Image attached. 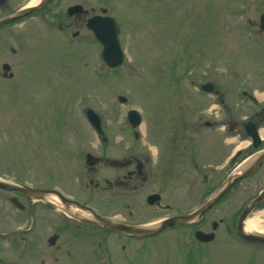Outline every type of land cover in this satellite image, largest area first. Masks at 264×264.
Segmentation results:
<instances>
[{"label":"rangeland","instance_id":"obj_1","mask_svg":"<svg viewBox=\"0 0 264 264\" xmlns=\"http://www.w3.org/2000/svg\"><path fill=\"white\" fill-rule=\"evenodd\" d=\"M32 2L36 0H8L0 16L4 10ZM75 2H82L88 15L104 9L119 23L125 54L119 68L108 69L103 64L100 46L84 27L74 40L59 31L57 20H63L62 13ZM47 9L55 13L50 18L44 15V28L27 20L24 25L0 29V74L3 63L12 74L0 78V179L57 189L66 197L87 202L100 215L136 225L194 210L206 195L203 178L195 170L173 183L178 188L169 211L147 208L144 200L135 198L129 208L132 214H128L129 210L110 204L111 192L102 182L109 168L102 166L90 177L83 155L120 152L126 143L120 126L114 123L125 122L131 108L141 115V124L134 130L145 137L146 146L153 138L173 135L202 142V124L222 116L218 99L200 90L207 81L235 104L246 100L241 91L263 99L264 33L258 30V23L264 0H53ZM119 96L126 98L125 103L118 101ZM86 109L100 117L106 141L87 122ZM245 137L243 133L241 139ZM150 149L154 154L153 144ZM197 162L201 167L206 160ZM89 178L99 180V186L88 185ZM160 184L162 179L139 194L146 196ZM185 185L189 197L182 196ZM35 204L32 221L37 239L25 253H19L21 247L17 246L12 254L8 242L0 243L2 260L44 264V205ZM51 206L48 217L61 218L60 203ZM227 206L217 204L199 227L210 231V222L223 217L231 222L229 213L236 208ZM16 209L0 201V232L29 227V215ZM251 217L259 218L260 228L256 229L264 232V209ZM217 232L216 240L199 247L193 245L188 228L167 230L148 240H126L112 234L105 239L107 252L103 245L93 243L95 238L82 245L72 241L58 264H106L109 259L110 264H264V247L239 241L234 224H221ZM103 238L102 234L101 244ZM96 251L104 253L99 257ZM50 258L47 264H51Z\"/></svg>","mask_w":264,"mask_h":264},{"label":"flooded vegetation","instance_id":"obj_2","mask_svg":"<svg viewBox=\"0 0 264 264\" xmlns=\"http://www.w3.org/2000/svg\"><path fill=\"white\" fill-rule=\"evenodd\" d=\"M6 1L5 4H7ZM52 1L53 0H49L42 9L0 27V29L7 26L15 27L17 24L24 25L27 20H32L44 28V15L47 18H50L49 14L55 13V10H46V7L49 6ZM75 4H80L82 6V11L69 15L66 12L67 7L65 13H62L64 16L63 20L62 18L57 20L59 31L66 33L65 36L71 35L72 40L79 36L82 27L86 29V22L94 15H88L89 11L84 9L82 2H75L70 6ZM16 10L17 9L8 11L4 10L5 13L0 17L11 14ZM73 43L75 42H67V44ZM82 43L86 44V41H83ZM0 78H10V75L2 71ZM216 91L217 93H214V96L212 97H219L217 102L219 104L218 108L222 112V116L219 117V120L202 124L205 133L202 142L198 141L195 143L196 141L193 142L192 139L178 138L173 135L174 137L153 138L151 140L155 142H149L146 146V143L142 142L145 137L142 138L136 134L126 121H116L114 124L120 126L126 144L122 146L120 152H110L108 155L106 153L100 154L95 157L96 159H91L90 164L85 165V170L90 177L96 174L102 166H104V168H109V174L102 180V182L104 181L107 185L104 189L107 192H111L110 197L112 200L110 204L120 205L122 209L129 210L128 214H132V211L129 208H131L135 198H141L142 202L144 200L145 203H147V208L169 211L171 209L170 203H175L173 194H176L178 188L173 183L177 178L183 177L188 173L190 174L193 170L198 172V174H195L198 178H203L202 184L203 187H206V195L203 197V199H205L213 189L223 186L230 176L248 169V167H251L257 160H259L254 171L245 178L236 180L217 202V204L227 203V208H236V211L233 212L232 215L229 213L228 219H230L231 222L225 217L219 219L217 224H215L213 239L207 243L194 241L193 237H191L193 245L195 242L194 246L197 247H199L198 245H208L212 243L213 240H216L217 236H219V233H216L219 225L224 223L235 225L237 217L246 203L264 191V133L262 134L260 132L261 130H264V98L261 101H258L249 95L245 98L246 100L243 101V99H241L239 104H235L232 103L229 98L227 100L221 89H217ZM110 123L113 124V122ZM244 125L249 128L252 126L254 127L259 135L257 140L250 137L241 139V135L245 129ZM119 126H117V128ZM129 129H131V134ZM102 140L106 141V138ZM139 141H141V143ZM152 144L155 148L154 154H152L150 149ZM85 156L86 153L83 155L84 161ZM199 160H206V162H202V164H200L201 167H199V163L197 162ZM189 165L192 169H186L185 166L188 167ZM177 166L179 167V171L176 170ZM180 166H183V168ZM213 178H215L216 181L213 180ZM159 179H162L163 184L157 186L156 189L150 191L146 196L139 194L143 192V188H153L152 186H154ZM210 182L216 184L212 186L210 185ZM88 185L97 188L99 186V180L89 178ZM44 188L47 189L48 187ZM183 192L184 194L182 196L189 197L188 186H186ZM150 195H158L157 201L151 205L147 202V198ZM9 196L14 197L19 201L20 199L25 201L26 205L20 212H22L23 215H29L26 219L27 221L30 219V225L27 228L18 226L7 233H0V243L8 242V245L6 246L10 247L13 252L12 254L17 252V246L21 247V250L18 251L19 253H25L30 250L29 248L33 239L37 236V234L34 233L35 231L33 232L34 225L32 221L33 215L36 213V206L30 202L26 196L18 195L16 193L4 192L3 194H0V201L5 202L4 199ZM171 198L172 200H170ZM69 199L76 200L73 197ZM76 201L83 206L92 209L87 202ZM261 209H264V203L254 208L250 215ZM52 210V207L44 202V227L47 229V231H44V260L41 259L44 264H47L49 257H51L49 260L51 264H58L60 257L64 256L63 254L65 251H68L65 249V246L68 247L72 241L82 245L85 241L90 242L91 238H95L93 243L98 247L103 245L104 248L107 249L104 251H108L105 239L111 237L113 233L105 231L99 226L86 221L81 222L68 217H48L49 212ZM209 212L204 215L202 221H200L198 225L187 227L188 229H191L192 235L195 231H201L205 234L210 232L199 227L205 223V219ZM178 214L186 213H173L164 218ZM76 217L79 218L81 215L77 214ZM117 222L133 224L126 221ZM213 222L215 221L210 222V228L212 227ZM181 228L182 227L180 226H176L172 227L170 230ZM97 230H100L101 232L95 234L96 232L94 231ZM258 232L264 234V232H260L259 230ZM102 234L104 236V242L101 244L100 239ZM124 238H126V240H133L127 237ZM66 241L69 242L66 243ZM85 246L89 247V245ZM89 251H91V247ZM104 251H96V253L99 255V253L103 254ZM49 253L52 255H49L48 257L47 254ZM0 264L14 263H8L7 260H2V258H0ZM27 264L35 263L29 260ZM106 264H110V259Z\"/></svg>","mask_w":264,"mask_h":264},{"label":"water","instance_id":"obj_3","mask_svg":"<svg viewBox=\"0 0 264 264\" xmlns=\"http://www.w3.org/2000/svg\"><path fill=\"white\" fill-rule=\"evenodd\" d=\"M46 2L47 0H40L39 3H37L34 6L17 10L9 16L0 18V26L10 23L23 16H26L30 14L32 11L39 10ZM80 10H81L80 6H74L68 9V13L70 15L73 13H77ZM260 21H261V29L264 30V15H261ZM87 28L91 30L96 41L99 42V44L102 46L101 59L103 60V62L110 68H115L121 65L123 61V52L121 50L118 41L119 29L115 20L108 16H94L88 20ZM2 69L6 72L9 70V66L4 64L2 66ZM201 89L203 91H212L213 86L210 83H206L201 86ZM119 101L125 102V98L120 97ZM87 116L89 121L94 125V127L97 130H100L98 117L90 110L87 111ZM127 117L128 120L130 121V124L133 127L137 126L140 122V115L136 110H130L128 112ZM245 129L251 137L256 138V132L253 126L250 128L246 126ZM258 161L259 160H257L256 163L253 162L254 164L252 163L253 165L251 164L252 166L250 165L251 167H248V169H246L245 171L241 173H236L232 177H230L226 181L224 186H222L216 192H214L194 211L185 215H176L166 218L153 225H127V224L116 223L106 220L92 213L87 207H84L75 201L65 199L55 190L33 189L21 184H16L1 180H0V188L7 191H16L18 193L27 196L31 200H35V201L44 200V198H46L47 196L51 194H55L63 206L65 207L71 206L80 210H87L91 212L92 220H90L89 222H92L96 225L102 226L107 230H111L128 237L149 238L158 235L159 233L163 232L166 228H170L176 225H193L199 222L202 219L203 215L208 210H210L212 206L229 190V188L236 180L243 179L247 175H249L252 171H254V169L258 165L257 164ZM156 199H158V196H151L147 199V202L149 204H152ZM263 202H264V191L260 195L250 200L246 204L243 211L240 213L236 223V233L241 239L253 243L264 244V236L246 233L243 228V221L248 215V213L251 212L256 206H258ZM14 203L16 204L15 201ZM214 228H215V224H213V229ZM194 236L198 241L201 242L210 241L213 237L212 234L206 235L199 231H197Z\"/></svg>","mask_w":264,"mask_h":264},{"label":"bare ground","instance_id":"obj_4","mask_svg":"<svg viewBox=\"0 0 264 264\" xmlns=\"http://www.w3.org/2000/svg\"><path fill=\"white\" fill-rule=\"evenodd\" d=\"M36 2H32V4H28V6H31L33 4H35ZM51 201L57 203V200L54 196L49 197ZM259 218L257 217H249L245 222H244V230L246 232H254L257 231V227L260 228L259 225Z\"/></svg>","mask_w":264,"mask_h":264}]
</instances>
